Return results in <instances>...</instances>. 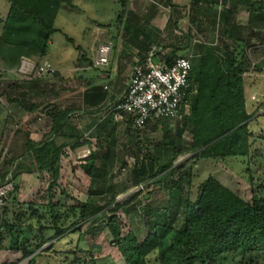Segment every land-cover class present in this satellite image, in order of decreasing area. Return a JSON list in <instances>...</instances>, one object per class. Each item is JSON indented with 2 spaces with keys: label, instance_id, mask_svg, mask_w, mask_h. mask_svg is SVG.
<instances>
[{
  "label": "trees",
  "instance_id": "1",
  "mask_svg": "<svg viewBox=\"0 0 264 264\" xmlns=\"http://www.w3.org/2000/svg\"><path fill=\"white\" fill-rule=\"evenodd\" d=\"M188 1L192 12L204 8L203 13L207 14L213 26H223L220 49L211 44L201 45L198 52L191 49L189 81L196 94L191 97L189 113L183 118L191 127L190 143L172 140L166 145L157 146L149 165L133 171L132 186L143 185L142 190L133 194L125 204L119 205L116 198L126 189L117 188L109 181L111 179L106 180L102 176L106 175V163L114 146L103 140L102 143L107 146L106 152H90L87 164L81 166L82 172L90 180V199L83 204L76 202L67 211H62L60 203H52L51 195L60 178L59 163L67 155L66 149L72 153L84 145L89 148L90 144L80 136L64 132L69 126L70 111L46 109L50 135L44 136L47 137L45 141L34 143L28 131H16L14 142L15 145L22 143L21 154H17L19 146L15 147L14 154L6 163V170L0 175L3 181L9 173V166L15 165L10 173L13 189L7 195L6 206L0 214V252L5 250L1 232L10 233L18 224L26 223L29 230H37L31 232L32 245L20 243L22 257L19 262L28 260L27 264H38V258L50 253H54L56 258L58 252L53 251L54 246L68 235L75 234L76 249L71 253L73 261L70 264H96L89 250L78 247L82 237L81 228L86 222L104 218L105 210L110 208L113 209L111 216L104 225L112 238L110 246L117 249L125 264H264V196L257 194L264 192V184L256 187L257 192L252 193L251 202L247 203L209 175L199 184L195 198L191 199L192 170L174 167L179 157L191 154V160L203 165L219 162L227 168L237 169L248 185L254 187L251 165L255 159L264 157V151L259 152L256 148V143L264 145V138L254 136L249 126L255 115H249L246 111L245 75L249 73L250 63L246 59L245 49L254 48L252 41L264 29V0ZM7 2L8 12L0 20L1 78L16 68L22 59L39 63L46 58L50 38L55 33L54 20L63 0ZM167 2L171 5V0ZM120 3L125 7L127 0ZM216 7L220 9L218 12ZM238 7L245 8L248 14L245 27L236 24ZM255 29L259 32L254 33ZM187 39L189 43L190 38ZM228 43L231 46H227ZM146 51L148 49L143 47V53ZM174 58L175 55H169L166 60L170 63ZM88 65L91 64L88 62ZM252 72L262 74L264 69L254 68ZM36 84L38 81H32L29 88L36 89ZM10 89H15V84H11ZM106 93L102 87H91L83 92V103L92 113H101L105 110ZM26 111L30 112L32 108ZM168 122L171 121L158 122L155 128L166 129ZM111 123L115 124V121L109 112L96 125L97 132L93 137L98 139L106 135ZM123 123L131 125L127 117ZM58 133L66 139L60 145L54 142ZM177 134L180 136L181 132ZM28 157L32 159L34 169L24 167L22 161ZM44 171L51 178L47 189L48 202L19 203L21 176ZM166 180L169 181L168 200L152 204L145 199V196L150 198L151 192L142 197L149 218L145 238L139 241L132 231L122 233V222L115 210L119 211L122 206L132 203L144 189L148 191ZM184 185L187 189L185 194ZM100 198L105 200L104 206L97 203L96 199ZM123 216L127 217L128 211H123ZM68 220L71 222L66 226ZM48 244L47 249L39 252ZM82 253L87 254L88 261L80 258Z\"/></svg>",
  "mask_w": 264,
  "mask_h": 264
},
{
  "label": "rangeland",
  "instance_id": "2",
  "mask_svg": "<svg viewBox=\"0 0 264 264\" xmlns=\"http://www.w3.org/2000/svg\"><path fill=\"white\" fill-rule=\"evenodd\" d=\"M8 9L7 0H0V20L5 18ZM203 10L204 8L196 13L192 12L186 0H171V5L167 0H129L125 7L121 6L120 0H63L54 20L55 33L50 38L48 54L45 61L39 62L40 64L47 62L56 70V73L51 77L37 79L36 89L32 90L29 84L36 79L23 80L13 74L20 62L16 68L8 71L6 79L1 78L3 66L0 65V84L2 85L0 87V149L4 148L5 151L1 152L0 175L6 170V163L14 150L13 144L15 145L14 141H16L14 134L21 130L16 129L20 122L16 121L17 117L12 119V128H8L5 139L4 123L7 117L5 108L11 105L13 99H16L25 111L32 108L30 112L20 111L24 112L23 116L27 118L24 127L21 128L32 135L29 138H33L34 143L45 141L47 137L44 136L50 135V120L45 114L46 109L49 108V111L52 108H56L57 111L68 110L71 115L69 126L64 132L71 136H80L82 140L90 144V147L84 145L72 153L66 151L67 155L59 163L60 178L51 191L52 203H60L63 207L62 211H67L76 202L83 204L90 199V180L82 172L81 166L87 164L90 152L95 151L102 154L106 152L107 146L102 143L106 140V144L113 143L114 146L111 157L106 163V175L102 176L106 180L111 179L109 181H112L117 188L126 189L116 198L117 204H125L133 194L143 188V185L132 186L133 171L141 166L147 167L154 154V149L159 145H166L172 140L189 144L191 127L185 123L183 117L181 120L165 124L166 129L157 130L155 124H150L139 133H134L128 127L129 125L115 121V124H109L106 135L95 139L93 136L97 130L96 125L109 113L107 110L92 113L82 100L83 92L94 83L96 84L91 81V76L96 71L105 69L93 68L96 49L101 44L111 45L112 53L109 64H112L114 68L118 65L116 86L121 88L131 67L129 66V69L125 71V66L121 67L120 61L127 58L129 54L143 53V47L149 49V52L153 48L156 52L161 50L162 53L175 55V58L190 56L192 55L191 49L198 52L201 45L211 44L212 47L220 49V42H223V26L220 24L213 26ZM215 10L218 12L220 9L216 7ZM119 15H122L121 20L118 19ZM247 19L246 9L238 7L235 15L236 24L245 25ZM257 32L259 31H254V33ZM187 37L190 38L189 43ZM252 44L254 48L245 49L246 59L250 63L249 73L245 75V104L247 113L255 115L249 124L254 136L264 138V73L252 72L254 68L264 69V29L256 35ZM187 45L188 47H185ZM227 46L231 44L228 43ZM119 54L118 63L116 57ZM158 57L156 53L155 62L159 61ZM88 62L91 65H88ZM106 75L101 73L103 77ZM105 79L107 80L108 77ZM11 84H15V89H10ZM114 92H117V89ZM253 98L255 101L252 100ZM161 122L164 121L159 123ZM179 132H181L180 136L177 134ZM65 141V137L59 133L54 137L57 145ZM19 144L22 147V143ZM256 148L259 152L264 151V145L261 142L256 143ZM191 157V154L181 156L174 163L175 168L182 166L184 169L192 170L194 177L191 194L189 193L191 199L195 198L197 187L209 175L247 203L251 202L252 193L257 192L256 187L264 184V157L255 159L251 165L254 180L252 188L237 169L227 168L219 162L203 165V163L191 160ZM31 161L32 159L28 157L22 163L27 169H34ZM14 167V164L9 166V173ZM24 175H27L28 179L23 184L19 183L18 202L31 204L43 201L46 204L48 202L47 189L51 183L50 174L44 171ZM8 178L10 179V176ZM29 180L31 182H28ZM168 182V180L163 181L148 191L144 189L132 203L122 206L119 211L115 210L116 216L122 222V233L132 231L139 241L145 238L149 218L146 213V203L142 197L151 192L150 198L145 196V199L150 200L152 204L168 200ZM186 191L184 185L183 194ZM257 194L264 196V192L261 191ZM96 200L99 206L105 205L104 199ZM112 210L106 209L104 218L82 224V237L78 247L80 250H89L96 264H125L117 249L110 246L112 238L104 225L105 220L111 216ZM123 211H128L127 217L123 216ZM70 222L68 220L66 226ZM36 230L35 228L29 230L26 223H22L14 227L10 233L1 232L5 250L0 252V264H27L28 260L19 262L22 257L19 245L23 242L32 245L31 232H36ZM75 241V234L68 235L64 241L54 246L53 251L58 252V257L54 258V253L43 254L45 257L42 255V258H38V264H70L73 261L71 253L76 249ZM49 246L50 244L44 246L39 252ZM9 248H15V250H8ZM80 258L88 261L85 253H82Z\"/></svg>",
  "mask_w": 264,
  "mask_h": 264
},
{
  "label": "built area",
  "instance_id": "3",
  "mask_svg": "<svg viewBox=\"0 0 264 264\" xmlns=\"http://www.w3.org/2000/svg\"><path fill=\"white\" fill-rule=\"evenodd\" d=\"M112 47L101 44L97 47L93 59V68H106L110 63ZM156 53L159 61L155 62ZM168 54L153 48L142 60L136 63L127 82L122 101L115 104L110 113L114 121L123 122L127 117L132 131H142L150 124L160 121L181 120L189 113V102L196 94L194 86L189 81L191 71V56L174 58L170 63L166 60ZM56 70L47 62L36 63L30 59H22L19 67L13 72L23 80L51 77ZM108 92V86H103ZM255 101V99H252ZM2 150L0 149V157ZM10 173L0 179V214L6 206L5 199L12 191ZM142 190V189H141ZM140 190V191H141Z\"/></svg>",
  "mask_w": 264,
  "mask_h": 264
},
{
  "label": "crops",
  "instance_id": "4",
  "mask_svg": "<svg viewBox=\"0 0 264 264\" xmlns=\"http://www.w3.org/2000/svg\"><path fill=\"white\" fill-rule=\"evenodd\" d=\"M121 1V0H120ZM129 0H127V2H128ZM187 2H189L188 0H186ZM239 25V24H238ZM241 26H243V27H245V25H242V24H240ZM254 31H258L257 29H255ZM261 31V30H260ZM149 50V49H148ZM149 51H146V52H144V53H136L135 55L134 54H129L128 55V57L127 58H124L122 61H120V63H121V67H122V65H124L125 66V71L127 70V69H129L128 67L130 66L131 68H130V70L127 72V79L125 80V83L123 84V86L120 88V87H118L117 88V86H116V84L118 83V73H117V69H118V65L114 68V66H111L112 64H109L110 66H107L104 70H100V71H96V73H94L92 76H91V81L92 82H96V84L94 83V85L93 86H91V87H96V86H98V87H102L103 88V86H105V85H107L108 86V92L106 93V101H105V110H107L108 112H110V110L112 109V107L115 105V104H117L118 102H120V101H122V99H123V97H124V95H125V91H126V86H127V82H128V80H129V76H130V74H131V71H132V68H133V66L136 64V63H138V62H142V60L145 58V56H146V54L148 53ZM118 59H120V54L119 55H117V57H116V61L118 60ZM34 61V60H33ZM43 61H45V60H43ZM35 62V61H34ZM118 63H119V60H118ZM124 63V64H123ZM127 67V68H126ZM99 70V69H98ZM98 73V74H97ZM101 73H104V74H107L105 77H103V76H101ZM108 77V79L106 80L105 78H107ZM3 78H7V75H3ZM36 81H38L37 79H36ZM4 82H7V81H4ZM99 82V83H98ZM107 82V83H106ZM110 83H111V85H110ZM102 84H104L103 86H102ZM110 85V86H109ZM2 85L0 84V87H1ZM90 87V88H91ZM115 89H117V92H114L115 91ZM244 93H246L245 92V90H244ZM14 101H11L12 103H10L11 105L9 106V107H6L5 108V110H6V112H7V117H6V122H5V120H4V127L6 128V130H5V139H6V132L8 131V128H12L11 127V123H12V119H14V118H16L17 117V119H16V121H20L19 122V124H18V128H16V129H21V130H23L21 127L24 125V122L26 121V119L27 118H25L24 116H23V114H24V112H21V111H25V108L24 107H22L21 105H19V102L16 100V99H13ZM18 106V107H17ZM30 107V106H29ZM31 108V107H30ZM49 109V108H48ZM21 110V111H20ZM63 111V110H62ZM26 112V111H25ZM15 125V124H14ZM13 126V125H12ZM24 127V126H23ZM27 131V130H26ZM50 131V130H49ZM31 135V134H30ZM31 137H32V135H31ZM30 140L33 142V138L31 139L30 138ZM66 140V139H65ZM7 141V140H6ZM5 141V142H6ZM9 142H10V140H8ZM7 141V142H8ZM66 142V141H65ZM62 143H64V142H62ZM61 143V144H62ZM60 145V144H59ZM4 146V145H3ZM19 146V148H20V150H19V148H18V152H20V154H21V146H20V144L18 145V144H16V145H14L13 144V148L15 149V147H18ZM1 150H3L4 151V148H1ZM66 151H67V149H66ZM65 151V152H66ZM5 152V151H4ZM12 154H11V156L14 154L13 152H11ZM19 154V155H20ZM27 175H22L21 176V178H20V181H19V183H21V184H23L24 183V181H26L27 179H28V177H26ZM28 182H31L30 180L28 181ZM20 184V185H21ZM19 188H20V186H19Z\"/></svg>",
  "mask_w": 264,
  "mask_h": 264
},
{
  "label": "water",
  "instance_id": "5",
  "mask_svg": "<svg viewBox=\"0 0 264 264\" xmlns=\"http://www.w3.org/2000/svg\"><path fill=\"white\" fill-rule=\"evenodd\" d=\"M147 199V198H146Z\"/></svg>",
  "mask_w": 264,
  "mask_h": 264
}]
</instances>
